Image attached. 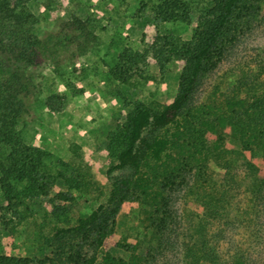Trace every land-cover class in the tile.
Returning <instances> with one entry per match:
<instances>
[{"label": "rangeland", "instance_id": "374dc122", "mask_svg": "<svg viewBox=\"0 0 264 264\" xmlns=\"http://www.w3.org/2000/svg\"><path fill=\"white\" fill-rule=\"evenodd\" d=\"M209 1L191 0L189 7L193 19L200 17L198 10ZM155 4L153 0L31 1L30 8L41 19L43 32H57L64 23L78 18L91 21L92 36L81 49L78 42L61 47L56 68L51 66L47 71L45 93L36 102L35 113L32 112L20 124V130L30 145L45 149L40 134L44 133L46 123L42 115L47 110L43 100L49 95H60L64 110L75 94L85 91V77L93 73L107 82V74L99 63L114 67L125 49L145 52L149 46L143 43V38L155 31L182 42L193 39L194 27L185 21L158 23L153 16ZM189 7L184 6L183 13ZM81 51L85 54L81 55ZM148 57V62L142 66L143 76L135 74L129 84L107 82L109 97L99 96L91 102L92 115L88 118L95 125L105 126V130L98 134L94 148L76 156H72L75 150L66 143L58 150H48L57 159L71 162L84 173L90 180L89 188L74 192L76 199L66 205L68 211L65 215H55L50 199L44 197L26 200L16 212L4 210L0 214V256L42 261L35 264H74L69 260L71 251H74V254L80 252L81 264H104L102 249L92 245L94 237L83 247L78 245L81 239L65 240L62 237L65 230L76 228L82 219L97 212L102 215L111 206L113 192L121 181H138L136 170L130 166H114L118 161L111 159L106 149L109 133L126 123L133 104L167 105L179 92V63L169 62L162 71L152 53ZM240 91L249 95L264 92V23L248 31L207 77L197 93L193 111L210 104L221 105ZM90 121L82 119L80 125L85 126ZM198 127L196 123L195 128ZM164 134V130L154 125L145 129L138 144L141 153ZM227 144L241 152H222L217 158L210 159L206 168L188 169L175 174L173 182H169L168 216L165 217L167 233L158 236L151 220L157 202L151 196H142L130 200L118 212L114 236L106 251L117 259L128 260L130 253L116 246L119 242H127L139 246L138 254L146 257L148 264H236L237 259L246 264H264V207L254 204L249 196L254 180L249 165L260 159L244 152L241 142L236 139H228ZM108 161L111 164L104 163ZM147 161L141 160L145 173L155 170L164 176L170 173L165 163ZM51 168L56 172L55 164ZM68 173L72 174L71 171ZM53 188L55 193L67 191L60 180ZM3 205L5 196L0 183V206Z\"/></svg>", "mask_w": 264, "mask_h": 264}, {"label": "trees", "instance_id": "16d2710c", "mask_svg": "<svg viewBox=\"0 0 264 264\" xmlns=\"http://www.w3.org/2000/svg\"><path fill=\"white\" fill-rule=\"evenodd\" d=\"M31 1L0 0V183L5 196L0 214L4 210L16 212L26 200L44 197L50 199L55 215H65L66 205L76 199L74 192L89 188L90 180L71 162L57 159L42 147L30 145L20 124L32 115L36 102L44 95L47 71L51 66L56 68L61 47L78 42L81 49L90 41L91 21L75 18L64 23L57 32H43L41 19L30 8ZM153 1L156 2L153 16L158 23L182 20L191 24L195 32L190 42L159 31L145 35L143 43L149 48L145 52L125 49L107 74V82L129 84L135 74L143 76L142 66L148 62L149 53L162 71L172 61H177L181 67L179 92L173 102L157 107L137 102L128 112L126 123L109 133L107 155L118 161L114 165L117 168H134L138 181H121L113 192L111 206L102 215L94 213L82 219L76 228L64 231L62 238L81 239L80 247L94 237L92 245L102 249L104 264H148L147 258L138 254L137 245L117 243L116 246L130 253L128 260L117 259L106 251L114 236L118 212L130 200L151 196L157 202L156 211L151 215L153 227L158 236L164 235L168 230L169 182H173L175 174L188 169L206 168L207 162L222 152L240 153L239 149L229 147L228 139L240 141L244 152L260 159L249 165L254 177L249 196L254 204L264 207V92L249 95L240 91L221 105L210 104L193 111L197 93L207 77L248 31L264 23V0H210L198 10L197 20L191 15V0ZM184 6L189 9L183 13ZM60 99L58 94L49 95L43 100V106L51 112H61L64 103ZM196 123L198 128H195ZM151 125L164 130L165 134L141 153L139 141ZM72 148L76 155H81V147L72 144ZM141 160L165 163L170 173L166 176L160 171L157 174L158 170L145 173ZM50 162L56 165V172ZM70 171L72 174L68 173ZM58 180L67 191L55 193L53 186ZM71 253L69 260L81 264L80 252ZM38 262L42 261L0 256V264ZM236 264L246 263L237 259Z\"/></svg>", "mask_w": 264, "mask_h": 264}, {"label": "crops", "instance_id": "0c3cea01", "mask_svg": "<svg viewBox=\"0 0 264 264\" xmlns=\"http://www.w3.org/2000/svg\"><path fill=\"white\" fill-rule=\"evenodd\" d=\"M101 70L106 74L109 73L110 66L99 63ZM91 74V72H89ZM107 76V75H106ZM87 85H84V92L75 94L72 101L66 108L57 113L45 110L42 115L45 117L44 133L40 134L41 142L44 144L46 150H58L63 147L64 143L69 144V148L73 145H78L80 153L86 151L88 148H94L96 145V138L98 134L105 130L102 124H93L88 115H92L91 102L97 97L108 98L106 90L108 89L104 79L97 75H89L84 78ZM86 104V102H89ZM83 120H89L90 123H85V126L80 125ZM110 131V129H109ZM108 131V132H109ZM79 150V149H78ZM92 150V149H91ZM72 156H76L73 153ZM100 163V162H99Z\"/></svg>", "mask_w": 264, "mask_h": 264}]
</instances>
